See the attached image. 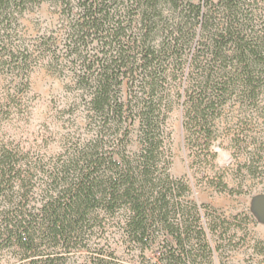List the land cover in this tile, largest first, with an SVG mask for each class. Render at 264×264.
Returning <instances> with one entry per match:
<instances>
[{
	"label": "trees",
	"instance_id": "trees-1",
	"mask_svg": "<svg viewBox=\"0 0 264 264\" xmlns=\"http://www.w3.org/2000/svg\"><path fill=\"white\" fill-rule=\"evenodd\" d=\"M44 3L56 23L25 42L19 20ZM258 3L0 0V67L65 73L84 102V131L56 154L7 136L0 103V264H66L83 250L107 264L113 232L140 249L172 237L168 264L212 251L189 180L169 171V119L181 108L191 155L214 160L227 103L258 102L264 86Z\"/></svg>",
	"mask_w": 264,
	"mask_h": 264
},
{
	"label": "rangeland",
	"instance_id": "rangeland-1",
	"mask_svg": "<svg viewBox=\"0 0 264 264\" xmlns=\"http://www.w3.org/2000/svg\"><path fill=\"white\" fill-rule=\"evenodd\" d=\"M258 1L262 9L255 7L258 16L254 19L260 26L264 1ZM56 18L54 9L46 3L29 9L19 20L21 39L28 42L55 24ZM7 93L11 96L8 100ZM0 103L8 112L4 116L8 118L6 135L23 146L56 154L66 141L75 140L84 131V102L77 100L65 73L45 66L34 65L29 72L19 73L11 72L7 65L0 67ZM218 128L222 135L215 143L214 160L194 159L185 144L181 108L171 113L169 171L174 178L189 180L191 193L187 200L199 207L212 248L210 253L193 250L190 257L183 252V258L172 263L264 264V86L258 102H228ZM220 150L231 154L224 163L218 160ZM207 223L215 227L211 234ZM107 239V264H168L160 254H178L173 238L162 234L144 249L122 243L115 232ZM89 255L83 250L66 264H90Z\"/></svg>",
	"mask_w": 264,
	"mask_h": 264
},
{
	"label": "clouds",
	"instance_id": "clouds-1",
	"mask_svg": "<svg viewBox=\"0 0 264 264\" xmlns=\"http://www.w3.org/2000/svg\"><path fill=\"white\" fill-rule=\"evenodd\" d=\"M217 144H214L213 147H212V150L213 151H217ZM230 153L225 151V150H220L218 152V160L221 162V163H224L227 159L230 158Z\"/></svg>",
	"mask_w": 264,
	"mask_h": 264
}]
</instances>
